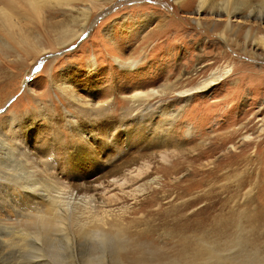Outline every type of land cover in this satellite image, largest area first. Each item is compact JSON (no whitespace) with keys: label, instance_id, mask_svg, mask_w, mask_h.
<instances>
[{"label":"rangeland","instance_id":"obj_1","mask_svg":"<svg viewBox=\"0 0 264 264\" xmlns=\"http://www.w3.org/2000/svg\"><path fill=\"white\" fill-rule=\"evenodd\" d=\"M83 1L44 9L32 37L47 52L35 62L0 48V125L12 118L28 161L48 162L69 192L89 193L141 169L138 177L126 174L123 191L114 190L121 206L114 216L127 227L128 239L141 235L133 252L121 257L126 263H179L192 238L212 246L225 264H258L253 253L264 255L262 205L250 185L237 190L264 175V49L246 39L249 27L250 36H264V18L238 14L228 31L218 8L195 14L199 0ZM261 1L245 0L256 6ZM89 6L96 8L80 35L57 45L58 31H67L81 14L73 25L79 28ZM159 19L170 20L164 35L155 26ZM51 46L57 49L48 51ZM132 60L136 66L128 68ZM212 72L219 79L192 94L170 125L168 112L182 104L179 92ZM165 85V96L149 100L159 105L158 113L146 120L132 110L134 92ZM70 223L66 234L55 222L53 238L27 244H10L0 231L10 250L2 264H91L96 256V264H113L98 233L78 240ZM239 229L244 241L236 244Z\"/></svg>","mask_w":264,"mask_h":264},{"label":"bare ground","instance_id":"obj_2","mask_svg":"<svg viewBox=\"0 0 264 264\" xmlns=\"http://www.w3.org/2000/svg\"><path fill=\"white\" fill-rule=\"evenodd\" d=\"M73 1L74 0H0V48L7 50L12 49L16 53H19L22 59L26 57L30 60V63L35 62V60L39 58V55H41L40 53L47 52V50L42 48L37 42L38 38L32 37V35L38 36V28H40L43 19L44 9L49 5L70 6ZM84 1L93 3L94 1L97 2L100 0ZM108 1L113 2L114 0ZM189 1L191 2L192 0H175L179 5ZM255 4L246 3L245 0H199L196 5L195 14L198 16L206 8H218L225 16L224 28L226 27V30L230 31L232 26H230L232 23L231 18L236 17L238 14L244 15L246 18L247 16H254L257 19L264 18V0H262L259 5L257 4L258 6ZM95 8L96 7L89 6V8L83 12L85 18H82L83 21L81 20L82 23L79 28L75 29L73 25L76 27L78 20L81 18V14L78 18L74 17L72 19H76L72 26H66L68 29L67 31L63 32L59 30L55 41L57 45L64 46L71 40L77 38L87 23V17ZM164 20L165 19L157 20L155 25L156 29L158 31L160 30V35H164L163 33L167 32L170 28L168 26L170 25V20ZM195 21L196 24L200 25L198 20ZM165 23H167V25ZM164 25H166V27L163 28ZM247 30L246 39L253 40L252 43L254 45L261 46L264 49V36L259 35L256 38L252 37L249 35L250 27ZM151 32H149V34ZM223 35H220V37L226 39ZM146 37H148V35L145 36V38ZM56 49L55 46H51L48 51L53 52ZM116 62L120 68L126 67V63L121 60L118 59ZM136 63L137 61L132 60L127 63V67L132 68L136 66ZM219 76L217 72H212L208 77L194 86L180 91L178 95L182 98V104L178 109H171L170 112H168V115L172 118L170 120V125L173 124L181 110L187 105L190 96L194 93L207 90L219 79ZM167 90V86L165 85L161 88L153 87L146 91L141 90L134 92L131 95V102L134 107L132 110H136L137 113L141 112L142 119H150L152 115L158 113L159 105L149 104V100L153 97L160 98L165 96ZM133 114L136 113L134 112ZM15 127L12 118H9L0 125V231L10 237V241L9 239L4 240L6 236L4 238L0 237V264H2L3 254L10 252V250L7 249L8 241L12 244L17 240H22L25 242L24 244H27L32 243L33 239L35 241L39 239V237L49 236L48 234L53 238L55 222L60 223L62 231L64 230L65 232H63L66 234L68 233V223L70 221V224L77 230L76 239L80 240L83 237H91L93 232L95 237H97L98 233L102 243H107L106 247H109L110 253H113V260H111V263L128 264L122 260L121 257L124 256V253H128L132 247L138 246L137 238L141 235L135 232L129 240L126 235L128 231L127 227L123 224L121 218L114 216V213L121 207L115 205L114 200L116 192H114V190L118 189L123 191L127 184L126 174L138 177L141 174V169H130L122 177L110 178L105 184L93 186L94 189L89 193H82L80 191L73 192V190L69 192L65 189L66 187L64 188L60 185L58 178L53 176V173L51 174L48 162L39 161L38 164L34 165L32 164L33 162L30 163V161H28L26 154L24 155V150L21 148L23 143L20 144L17 139L18 133L16 134ZM189 132L190 129L188 128L187 134H189ZM220 137L224 140L226 136L224 137L221 135ZM164 157L165 156H163L162 159H165ZM34 160L36 161V159ZM21 163L24 165L20 166ZM25 164H28L27 166H32L34 173L29 167H25ZM21 168L24 170L20 171ZM18 171L22 173L19 174ZM29 171L34 175L31 178L28 174ZM260 178V181L259 179L254 181L252 177H250L244 184L242 183L238 186L237 192L242 190L246 184L253 188L255 192L254 197H256L262 205L260 209L261 216L264 220V175ZM4 207L11 211L12 217L8 214V211L2 209ZM57 214L59 215V219L54 220L52 216ZM242 232L243 230L239 229V234H237L234 239L236 244H240L244 241ZM143 235H145V233H143ZM190 239L192 238H189V240L186 239L187 244L180 251L181 261L179 263L174 261V264H194V259H200L202 261L201 264H225L223 258L219 256V254L214 253L212 246H208L205 243L201 244V242L196 243L193 239L194 242L192 243ZM40 240L42 241V239ZM106 251L107 250H104V252ZM131 252L133 251L131 250ZM259 257L257 251H255L253 253V263L258 261V264H264V255H260ZM44 259L46 260V258ZM95 259H97V256L90 260L91 264H96ZM47 260L46 263L48 262ZM143 261H136L134 264H142Z\"/></svg>","mask_w":264,"mask_h":264}]
</instances>
